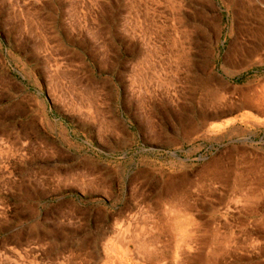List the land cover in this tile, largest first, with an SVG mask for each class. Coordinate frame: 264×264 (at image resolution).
Returning a JSON list of instances; mask_svg holds the SVG:
<instances>
[{"label":"rangeland","instance_id":"374dc122","mask_svg":"<svg viewBox=\"0 0 264 264\" xmlns=\"http://www.w3.org/2000/svg\"><path fill=\"white\" fill-rule=\"evenodd\" d=\"M257 99L264 0H0V264H264Z\"/></svg>","mask_w":264,"mask_h":264},{"label":"bare ground","instance_id":"6f19581e","mask_svg":"<svg viewBox=\"0 0 264 264\" xmlns=\"http://www.w3.org/2000/svg\"><path fill=\"white\" fill-rule=\"evenodd\" d=\"M147 67V66H146ZM142 70V69H141ZM257 108H259V109H261L262 111H264V101L263 100H260V99H257V102H256V105H255ZM245 195H246V197L249 195V193L247 192V193H245ZM177 207V206H176ZM175 207V208H176ZM175 211H176V209H174ZM149 211V210H148ZM136 236V235H135ZM133 239H134V237H133ZM143 240V239H142ZM126 241V240H125ZM128 241V240H127ZM145 241V240H144ZM145 244V243H144ZM121 247V246H120ZM140 247V246H139ZM141 249V248H140ZM123 251H124V254L123 255H125L127 252H128V250L127 249H123ZM142 253V252H141ZM145 253V252H144Z\"/></svg>","mask_w":264,"mask_h":264}]
</instances>
